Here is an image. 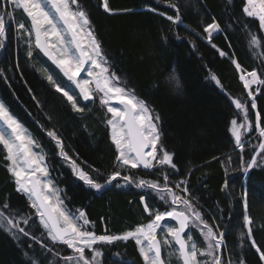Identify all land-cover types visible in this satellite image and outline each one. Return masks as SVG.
Here are the masks:
<instances>
[{"label": "trees", "instance_id": "trees-1", "mask_svg": "<svg viewBox=\"0 0 264 264\" xmlns=\"http://www.w3.org/2000/svg\"><path fill=\"white\" fill-rule=\"evenodd\" d=\"M173 2L178 4L181 16V20L175 23L147 10L151 6L166 15H174L175 11L167 8L162 0L159 3L157 0H109L110 7L116 10L113 14L99 7L100 0H80L89 13L111 70L129 89H134L139 97L148 101L161 117V142L174 154L173 162L177 165L176 169L163 166L162 172L169 175L173 185L180 180L187 181L193 203L203 218L225 233V258L231 255L235 261L243 255L247 264H264L259 261L255 249L250 247L247 236H241V232H246L242 227V193L247 191L248 213L254 221V239L264 247V165L245 172L230 131V122L238 115L232 100L247 101L250 107V90L255 93L257 103V108L250 110V122L254 125L257 111L264 116V95H261L264 86L245 89L239 79L241 73L231 62L235 59L247 71L256 69L260 73L264 69V40L259 46L251 45L248 32L237 23L236 17L245 21L252 19L242 16L241 0H232L231 4L227 0ZM125 9L131 11H123ZM14 16L17 21L24 20L20 10ZM213 18L223 31L212 35V43L228 53L224 57L211 47L208 35L203 32ZM249 28L258 37H264L258 30V21ZM10 34L12 38L3 49L0 61V69H5L4 77H0V100L39 143L50 170L49 178L60 189L65 208L71 212L85 211L98 235L104 234L105 229L109 234H120L149 221L140 201L141 195L151 207L166 209L167 205L150 189L131 184L108 186L97 191L76 177L45 130L54 129L58 133L65 150L81 167L86 170L100 168L107 176L114 170L116 153L103 122L104 111L95 105L84 113L74 112L66 99L43 79L46 74L42 71L57 74L56 70L35 48L33 57L28 58L25 43H18L15 54L14 34L12 36L11 31ZM212 75L220 84L211 79ZM172 77L179 80V88ZM257 88L260 92L255 91ZM253 148L256 150L254 141L245 143V160L251 159ZM5 156L0 145V202H10L13 217L21 220L32 216L35 210L30 208V200L16 191ZM159 168L135 169L127 174L136 179L163 182ZM34 219L38 223V218ZM21 226L33 232L37 240L46 241L52 247L43 227L38 228L36 224ZM191 234L198 248L206 247L198 229L192 228ZM97 247L102 253L98 257L99 264H143L133 240ZM57 250L60 257L71 254L64 245H56L53 252L48 253L31 237L21 235L14 238L12 233L0 228V264H31V259L42 261V264H57L59 260L63 264L55 254ZM165 254L163 247L162 257L168 264Z\"/></svg>", "mask_w": 264, "mask_h": 264}, {"label": "snow or ice", "instance_id": "snow-or-ice-1", "mask_svg": "<svg viewBox=\"0 0 264 264\" xmlns=\"http://www.w3.org/2000/svg\"><path fill=\"white\" fill-rule=\"evenodd\" d=\"M162 2L167 8L173 9L175 14L166 15V12L151 6L147 10L166 16L171 22L180 21L178 4L173 0H162ZM227 2L231 4L232 0ZM6 5H11L12 10H7ZM241 5L242 16L252 19L245 21L236 17L237 23L248 32L249 43L259 46L264 37H258L251 32L249 25L258 21V30L264 31V0H241ZM99 7L109 14L116 11L110 7L109 0H100ZM0 8L4 9L0 10V49H5L7 42L12 38L9 25L14 23L15 32L28 37L27 42L30 47L26 52L27 57L30 59L33 57V48L39 50L66 78L64 83H61L54 74H46L47 81L54 86L57 93L66 98L73 111L84 113L90 110L87 109L86 102L94 103L98 99L100 105L106 107L107 113L111 114L105 123L110 128V139L115 146L116 155L114 170L107 176L100 168L90 167L86 170L81 167L65 150L64 141L58 133L54 129L45 130L50 140L55 142L58 154L70 164L76 177L97 191L113 185L125 187L135 184L137 188L150 189L167 205L165 210L155 209L147 203L145 196L141 195L144 212L151 218L147 224L137 225L120 234H109L107 229L104 234H96L88 228L93 222L88 219L85 211L78 209L76 214L63 207L60 189L49 179L50 170L44 154L34 150L40 148L39 143L11 114L5 102L0 100V145L6 150L7 170L14 178L16 191L26 194L31 201L30 208L35 210L32 216L16 220L10 211V202H0V228L12 233L14 238H19L21 235L31 237L48 253H52L56 245L66 246V249L71 250V254L60 257L59 250L55 253L62 259L63 264H99L97 258L102 253L97 245L129 240L135 241L138 246L143 264H165L162 248L172 245L173 242L178 246L176 252L182 264H247L243 255L238 256L235 261L231 255L225 258V233L214 228L203 218L202 213L193 203L194 198L189 191L187 181L180 180L173 185L169 175L162 172L163 166L170 165L172 169H176L177 165L173 162L174 154L162 145L161 117L148 101L139 97L134 89H129L117 73L111 70V64L102 43L95 34L89 13L80 0H0ZM16 10H22L30 24L26 25L24 20L15 21ZM221 31L223 29L215 18L203 28L211 47L224 57L228 53L212 43V34ZM33 36L34 44L31 39ZM231 62L237 72L241 73L239 79L245 89H250L253 84L264 86V78H261L264 76V69L260 73L256 69L249 72L237 60L231 59ZM4 72L5 69H0V77H4ZM81 73L84 75L82 76ZM172 79L179 88V80L176 77ZM211 79L220 84L215 75H212ZM255 91L260 92V88ZM261 95H264V92H261ZM248 97L250 107L247 101L239 98L232 100L243 121L238 123V120L233 118L230 122L235 147L239 149L240 165L245 172L264 162V140L256 146L259 151L253 148L251 159H244L245 144L242 139L244 133L255 130L259 133L258 138H264V116L257 111L254 125L249 121L250 110L257 108L256 95L250 90ZM82 103L84 106H81ZM37 104L39 105V102ZM228 159L230 163L231 157ZM157 166H160L158 171L162 172V183L159 180L136 179L133 175L124 174L141 167L153 169ZM247 197L248 193L244 191L242 227L246 232H241V236H247L250 247L258 254L259 261L264 262V247L259 246L254 239V221L248 213ZM34 217H38V223ZM171 221L176 223L172 224ZM22 224L29 226L36 224L38 228L43 227L52 247L46 241L37 240L34 233L26 230L21 226ZM192 228L198 229L203 236L205 248H198L191 234ZM158 230L162 239L157 237ZM31 264H42V261L31 259ZM57 264H60L59 260Z\"/></svg>", "mask_w": 264, "mask_h": 264}, {"label": "rangeland", "instance_id": "rangeland-1", "mask_svg": "<svg viewBox=\"0 0 264 264\" xmlns=\"http://www.w3.org/2000/svg\"><path fill=\"white\" fill-rule=\"evenodd\" d=\"M6 9H8V8H6ZM0 10H4L3 8H0ZM12 10V6H11V8H10V11ZM15 15V14H14ZM17 19V18H16ZM15 21H17V20H15ZM19 21V20H18ZM12 27H13V31H14V39L17 41V42H22V43H25L26 45H27V47L29 48L30 47V44L27 42L28 41V37L25 35V34H17L16 32H15V30H14V26L12 25ZM262 33H263V35H264V31H262ZM213 34H215V32L213 33ZM212 34V35H213ZM20 40V41H19ZM42 73H45V74H54V77L57 79V80H59L61 83H64V80L63 79H61V76L59 75H57L56 73H54V72H43L42 71ZM81 75L83 76L84 75V73H81ZM42 76H43V74H42ZM43 79L44 80H46L47 81V79H46V75H44L43 76ZM48 82V81H47ZM49 83V82H48ZM49 85H51L53 88H54V86L52 85V84H50L49 83ZM256 84H253V85H251L250 87H252V86H255ZM257 86V85H256ZM247 90H249V89H247ZM66 99V98H65ZM87 103V109H90V108H92L93 106H97V107H99L100 109H102L103 111H104V118H103V122H104V125L106 126V128H107V131H108V134H109V138H110V128H108V126L106 125V123H105V121H106V119L107 118H110V116H111V114L110 113H107V110H106V107H102L101 105H100V103H99V100L98 99H96L95 100V102L93 103V102H86ZM70 105V104H69ZM70 107H71V105H70ZM75 112V111H74ZM237 120H238V123H240V122H242L243 121V117H242V115L241 114H239L238 113V115H237V118H236ZM250 121V120H249ZM230 128H231V126H230ZM242 131H243V129H242ZM232 135V134H231ZM258 136H259V133L257 132V131H255V130H251V131H249V132H245L244 133V135H243V137H242V139H243V141H244V144L247 142V141H249V140H252V141H254V143L256 144V146H258V144L261 142V140H264V138H258ZM233 137V136H232ZM233 139H234V137H233ZM110 141H111V139H110ZM112 143V142H111ZM2 146V145H1ZM114 146V145H113ZM3 147V146H2ZM114 148H115V146H114ZM4 149V148H3ZM5 150V149H4ZM34 150H36V151H40V152H42L41 151V148H39V149H34ZM256 151H259V149H258V147H256ZM5 153H6V150H5ZM258 159H259V157H258ZM8 163V162H7ZM260 164H262V165H264V162H261ZM158 167V166H157ZM138 169H140V168H138ZM153 169H155V168H153ZM153 169H147V170H153ZM133 170H135V169H133ZM132 170H130V172H131ZM130 172H126V173H124V174H127V173H130ZM50 179V178H49ZM161 182V181H160ZM162 183V182H161ZM154 195H155V197H157L156 196V194L154 193V192H152ZM26 197H27V195L26 194H24ZM28 198V197H27ZM157 199H158V197H157ZM31 202V201H30ZM55 202V201H54ZM63 207L65 208V206H64V204H63ZM154 208V207H153ZM155 209H157V208H155ZM158 210H161V209H158ZM165 210V209H164ZM73 213H76V211H74ZM76 214H78V213H76ZM38 218V217H37ZM151 219V218H150ZM150 221V220H149ZM149 221H147V222H145V223H142V224H147ZM171 223L172 224H175L173 221H171ZM140 225V224H139ZM137 226V225H136ZM136 226H134V227H136ZM133 227V228H134ZM88 228L90 229V230H92L93 231V226L90 224V225H88ZM157 237H158V239H162V235H161V233L159 232V230H158V233H157ZM170 239V238H169ZM135 242V241H134ZM145 243H147V242H145ZM137 246V245H136ZM137 249H138V246H137ZM176 249H177V247L174 245V243H172V245H170V246H164V250L166 251V254H165V257H166V261H167V263L168 264H182L181 263V261L178 259V252H176ZM142 258V257H141ZM98 259V258H97ZM142 261H143V259H142Z\"/></svg>", "mask_w": 264, "mask_h": 264}, {"label": "flooded vegetation", "instance_id": "flooded-vegetation-1", "mask_svg": "<svg viewBox=\"0 0 264 264\" xmlns=\"http://www.w3.org/2000/svg\"><path fill=\"white\" fill-rule=\"evenodd\" d=\"M9 11H10V8H11V5H9ZM22 12V10H20ZM18 12V10L15 11L14 14H16ZM23 14V13H22ZM24 15V14H23ZM15 18V16H14ZM16 20V19H15ZM24 20H25V23L26 25L30 24L29 20L26 18V16L24 15ZM14 27H15V24L13 23L12 24ZM12 25H9V32L11 31L12 32V35L14 34V31H13V27ZM32 39V42L34 44V36L31 38ZM20 41V40H19ZM10 43V40L7 42V46L9 45ZM19 42H17L14 38H13V44L14 45V49H15V54L17 53V45H18ZM6 46V47H7ZM37 50V49H36ZM2 53H3V49H0V61H1V58H2ZM37 53L43 58L45 59V61L52 67L56 70V72L63 78V76L59 73V71L45 58L42 56V54L37 50ZM64 79V78H63ZM65 80V79H64Z\"/></svg>", "mask_w": 264, "mask_h": 264}, {"label": "water", "instance_id": "water-1", "mask_svg": "<svg viewBox=\"0 0 264 264\" xmlns=\"http://www.w3.org/2000/svg\"><path fill=\"white\" fill-rule=\"evenodd\" d=\"M30 22V21H29ZM39 51V50H38ZM41 53V52H40ZM42 54V56L43 57H45L44 55H43V53H41ZM55 68H56V66L47 58V57H45ZM57 69V68H56ZM58 70V69H57ZM59 71V70H58ZM61 74V73H60ZM62 75V74H61ZM64 78V77H63ZM64 79H66V78H64ZM77 92H78V90H76ZM82 99V98H81ZM140 169H142V170H147V169H144V168H140ZM141 201V200H140ZM141 204H142V202H141ZM142 207H143V209H144V206H143V204H142ZM174 223H176L175 221H173ZM187 231V230H186ZM174 243V242H173ZM175 245V244H174ZM177 248H178V246L177 245H175ZM163 258V257H162ZM182 263V262H181Z\"/></svg>", "mask_w": 264, "mask_h": 264}]
</instances>
